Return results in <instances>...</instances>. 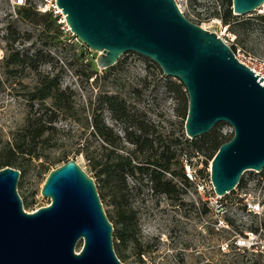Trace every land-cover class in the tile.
Returning a JSON list of instances; mask_svg holds the SVG:
<instances>
[{
  "label": "rangeland",
  "instance_id": "rangeland-1",
  "mask_svg": "<svg viewBox=\"0 0 264 264\" xmlns=\"http://www.w3.org/2000/svg\"><path fill=\"white\" fill-rule=\"evenodd\" d=\"M30 1L36 7L45 2ZM183 5V13L190 21L215 32L235 55L264 59V30L258 22V16L264 14V5L248 14L235 15L236 22H247L243 27L236 23L224 24L220 20L223 11L220 0H183ZM15 7L12 0H0V143L12 139L24 124L28 111L46 110L40 108L38 100L30 101L27 96L39 74L58 75L61 86L73 90L75 105V121L64 116L55 121L46 119L54 129L40 159L18 157L16 164L11 165L20 170L16 188L24 209L31 211L49 203V198L40 193L42 183L50 169L71 157H75L98 183L94 171L75 149L82 144L95 147L104 142L103 138L93 134L91 126L98 97L104 91L116 92L131 101L139 112L164 126L165 131L176 135L184 131V118L176 111L180 105L166 88L168 82L179 84L178 79L166 75L165 78L156 63L135 52L121 55L111 70L98 69L96 58L100 52L82 44L67 30L59 16L56 20L59 38L42 45L32 26L16 20ZM36 50L37 55L30 63L12 64L7 60L12 53L17 52L22 57L26 53L35 54ZM93 68L98 69L97 79L87 77ZM104 118L123 136L121 125L116 124L108 112H104ZM215 126L223 135H231L232 128L228 123L219 122ZM122 143L132 148L128 142ZM210 160L205 163L202 156H194L191 164L185 162L183 168L190 181L186 184L177 180L179 190L172 199L165 193L154 192L146 177L138 181L125 175L127 192L124 199L136 209L138 231L135 236L142 247L148 243L150 249L139 261L130 242L121 244L113 237L114 250L116 254L124 255L120 256L124 263L264 264V255L258 251L261 242L255 239L251 246L242 241L251 231V224L257 225L259 230L260 221L264 220V169L245 170L241 175L242 186L237 184L228 193L215 195L209 177ZM102 191L107 192L104 188ZM101 202L107 216L113 219L110 197L106 194ZM249 202H259L258 212L249 208ZM227 218L232 223L227 222ZM80 245L81 240L76 250Z\"/></svg>",
  "mask_w": 264,
  "mask_h": 264
},
{
  "label": "water",
  "instance_id": "water-1",
  "mask_svg": "<svg viewBox=\"0 0 264 264\" xmlns=\"http://www.w3.org/2000/svg\"><path fill=\"white\" fill-rule=\"evenodd\" d=\"M55 1L71 32L100 52L98 69L135 52L179 80L188 98V138L219 122L231 126V138L210 160L216 194L234 189L245 170L264 168L263 78L258 80L215 32L190 21L175 0ZM263 5L264 0H232V12L248 14ZM19 175L13 166L0 168V264H141L117 257L113 225L94 178L75 157L49 170L40 188L49 203L31 211L17 192Z\"/></svg>",
  "mask_w": 264,
  "mask_h": 264
},
{
  "label": "trees",
  "instance_id": "trees-1",
  "mask_svg": "<svg viewBox=\"0 0 264 264\" xmlns=\"http://www.w3.org/2000/svg\"><path fill=\"white\" fill-rule=\"evenodd\" d=\"M220 1L223 6L220 20L224 24L236 23L242 27L246 25L247 22L244 21L236 22L237 17L232 13V0ZM15 15L17 21L32 26L37 31V40L42 45L52 43L59 38L57 15L51 11H38L36 5L30 0H25L22 5H16ZM258 22L264 30V14L258 16ZM34 52L35 54L26 53L22 57L15 52L9 55L7 60L12 64H18L21 61L30 63L38 51ZM112 67L107 70H111ZM160 73L163 74L161 70ZM93 76L97 79L98 69L93 68L87 74V77ZM163 76L167 78L164 74ZM166 88L177 99L180 107L176 111L185 120L188 98L183 85L168 82ZM27 96L30 101L38 100L40 108L43 107L46 110L28 111L24 117V124L12 139L0 143V168L16 164L18 157L40 159L42 150L46 148L48 136L54 129L52 125L47 124L46 119L49 122L64 116L75 121L73 90L62 87L58 75L39 74ZM104 112H108L110 118L121 125L123 136L119 135L114 124L105 121ZM85 121L87 122L86 117ZM91 123L93 134L103 138L104 142L95 147H90L89 144L79 145L75 152L82 154L90 169L94 171L98 180L95 184L100 200L106 194L111 199L113 219L107 217L110 221L114 220L112 221V237L115 240L119 239L121 244L130 242L141 261L142 254L149 251L150 245L147 243L142 247L135 236L138 231L136 209L131 202L124 199L127 192L125 175H130L138 181L146 177L151 182L154 192L165 193L172 199L179 190L177 180L186 184L190 181L183 168L185 162L191 164L194 156H202L206 163L219 146L231 138L232 134L223 135L214 126L208 133L192 139L188 138L182 130L176 135L165 131L164 126L156 124L146 113L139 112L131 101L116 92L109 91L99 95L96 114ZM122 141L128 142L132 148L126 147ZM238 185H243L242 177ZM103 188L107 192L102 191ZM227 222L232 223V220L227 218ZM259 225H264V220L260 221ZM249 227L254 231L259 228L253 224ZM116 255L121 261L123 260L121 259L123 254Z\"/></svg>",
  "mask_w": 264,
  "mask_h": 264
},
{
  "label": "built area",
  "instance_id": "built-area-1",
  "mask_svg": "<svg viewBox=\"0 0 264 264\" xmlns=\"http://www.w3.org/2000/svg\"><path fill=\"white\" fill-rule=\"evenodd\" d=\"M44 1H45L44 4L39 5L37 7V10L40 12L51 11L54 15L61 17L62 22H65V19H64L65 16L62 14L61 9H59L57 7L56 1L55 0H44ZM175 1L178 5L180 11L183 13V9H184L183 0H175ZM12 2L14 5H20V4H24L25 0H12ZM65 24H66V22H65ZM67 30L71 31L70 28L68 27V25H67ZM235 57L242 64H244L246 67H248L250 70H252L255 75L256 74L259 75L258 80L260 78H263L260 81V84L263 85V81H264V59H258V58H254V57H250V56L246 57V58H240L238 55H235ZM196 177H198V176H196ZM211 190L215 195H217L213 190L212 184H211ZM249 206H250L249 207L250 209H253L254 211L258 212L259 202H257V203L249 202ZM256 231L257 232H254V230H251L250 232H248L246 239H242V241L251 243L250 245L253 246L255 244V242H253V241L255 239H258L259 242H261V247L258 249V251H259V253L264 255V234H262L263 226H260V229L256 230ZM238 240L240 241V238H238ZM255 249H257V248H255Z\"/></svg>",
  "mask_w": 264,
  "mask_h": 264
}]
</instances>
